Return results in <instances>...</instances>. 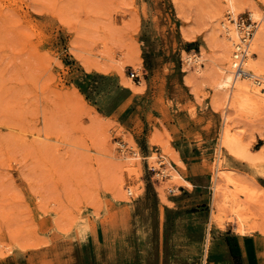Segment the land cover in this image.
<instances>
[{"label":"rangeland","instance_id":"1","mask_svg":"<svg viewBox=\"0 0 264 264\" xmlns=\"http://www.w3.org/2000/svg\"><path fill=\"white\" fill-rule=\"evenodd\" d=\"M235 15L224 0H0V264H235L205 244L239 235L236 210L260 264L264 175L231 155L229 185L219 162L227 123L264 151V104L241 113L218 86L221 21L261 28L248 5ZM171 111L201 147L195 188Z\"/></svg>","mask_w":264,"mask_h":264},{"label":"bare ground","instance_id":"2","mask_svg":"<svg viewBox=\"0 0 264 264\" xmlns=\"http://www.w3.org/2000/svg\"><path fill=\"white\" fill-rule=\"evenodd\" d=\"M224 2L227 8L236 14L235 16L238 14L239 6H244L245 4L248 5L251 11V17L258 19V23L260 21L261 24V28L256 31L255 38L250 42L249 53L243 66L244 71L249 77L242 78L238 77L234 73V69L238 66V64L233 58V50H235L234 48H238V44L240 43V30L237 26H235V24L229 22L230 20L221 21L224 33L226 34L225 35L223 33V35H225L224 39L226 40L227 50L224 65L220 66L221 73L218 86L219 88L224 89L228 94V107L231 106L234 110L236 109L241 113H245L253 109L258 102L264 104V24L262 23V21L264 22V12L261 10L260 6L255 3H247L241 0H224ZM189 58L191 59V57ZM218 152L220 165L225 169L226 166L230 168L226 170L227 172L225 174L229 185L234 182L233 172H235L233 169L235 168L233 166L235 162L231 160V155L243 159L245 161V165L243 167L249 172L264 175L263 149L257 150L256 152L250 151L240 139L233 135L228 123L225 124L223 128L221 147ZM236 167H242V164ZM218 181L219 178H215L214 189L216 190ZM188 184L192 186L190 182H188ZM261 192L264 193V189H262ZM231 200V193L226 192L225 201L229 202ZM236 213L238 215L237 230L241 240L243 241L244 237L248 233L254 232V227H248L250 223H247V219L240 214V210H236ZM212 220H214L216 224L215 230H221L222 234H224L222 219L219 216H215ZM117 232L118 231L115 230V233ZM95 237L97 241L96 251L99 255L101 248L103 247L102 239H100L98 235ZM255 241L257 247V257L259 258L260 264H264V235L262 233H258L255 237ZM205 245L206 248L211 247L217 254L218 252L225 255L229 254L227 243L223 239L221 240L219 247L213 244L210 238L207 239ZM83 246L87 248L88 245L87 243H83ZM47 258L48 257L44 256L43 260L39 264H51L52 260ZM21 264L31 263L27 260H23ZM59 264H62V262L60 261ZM175 264H178V262H175Z\"/></svg>","mask_w":264,"mask_h":264},{"label":"crops","instance_id":"3","mask_svg":"<svg viewBox=\"0 0 264 264\" xmlns=\"http://www.w3.org/2000/svg\"><path fill=\"white\" fill-rule=\"evenodd\" d=\"M171 121L166 124V128L172 133V135H175L176 139L179 141L177 146L179 148L180 155L182 158L187 160V171L189 172L187 175L191 177V183L193 184L194 188L199 185L198 179L199 176H201V172L198 171L192 164L194 163V159L200 158V151L201 147L197 146V144H193L191 140H189V137L192 135L189 132L190 128V120L187 116V124L186 119L181 116H175L171 111ZM187 129V133L185 130ZM185 132V133H183ZM187 139V155H185L184 150H182L183 145L186 143ZM190 142V143H189ZM177 145V144H176ZM195 145V146H194ZM193 146L191 149H188ZM193 148V149H192ZM197 149L196 153H194V150ZM189 190V189H188ZM188 190H185L187 192H190ZM198 206V205H196ZM196 206L193 205H187V207H191L192 209L196 208ZM226 243L227 248L229 251V255L235 264H251V262H254L252 257L255 258V246L252 245L250 241H248V237H244V240L242 241L239 235L237 233H233L228 231L226 234ZM255 255V256H254Z\"/></svg>","mask_w":264,"mask_h":264},{"label":"built area","instance_id":"4","mask_svg":"<svg viewBox=\"0 0 264 264\" xmlns=\"http://www.w3.org/2000/svg\"><path fill=\"white\" fill-rule=\"evenodd\" d=\"M235 21L237 22L238 27L242 30V38L238 44V48H235L233 55L234 60H236L238 64L234 69V73L238 77H249L244 71L243 66L249 53L250 42L253 40L258 25L255 23H247V21L241 18H238ZM132 77L139 78V75L136 72H133Z\"/></svg>","mask_w":264,"mask_h":264}]
</instances>
